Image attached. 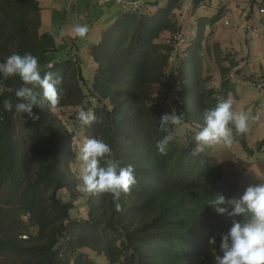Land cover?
I'll return each mask as SVG.
<instances>
[{
    "label": "trees",
    "instance_id": "trees-1",
    "mask_svg": "<svg viewBox=\"0 0 264 264\" xmlns=\"http://www.w3.org/2000/svg\"><path fill=\"white\" fill-rule=\"evenodd\" d=\"M219 9L199 24L186 56L176 59L172 68L169 60L176 41L158 40L165 32L171 37L179 32L175 11L185 12L180 0H167L154 12L122 13L90 49L96 67L83 104L88 109L92 98L98 105L88 138L105 141L120 167L135 169L137 183L129 195H122L120 212L111 194H104L87 196L82 205L86 214H75V201L83 197L77 188L79 176L62 164L71 149V134L47 101L33 107L40 117L36 121L15 107L5 110V100L13 106L20 102L15 91L22 82L18 76L5 79L0 74L1 254L22 256L24 264H214L209 239L216 236L219 252V233L232 219H241L217 214L208 204L217 193L239 196L238 184L223 181L220 162L206 150L191 155L196 146L193 130L203 126L204 110L234 93V64L219 63L218 44L219 85L207 88L208 78L202 75L205 25L218 19ZM39 27L38 0H0V63L12 53H32L42 76L51 70L62 78L59 105L76 103L81 97L67 81L69 62L78 65V81L84 85L88 79L77 58L53 60L51 69L46 66L55 36L40 33ZM68 41L74 44V39ZM170 84L178 87L175 103L166 102L165 92L152 97L155 86L166 89ZM35 91L43 101L42 89ZM172 112L183 114L181 124L188 133L178 137L177 126L170 125L173 140L167 154L160 155L156 143L166 133L159 130V120ZM234 141L252 152L244 135ZM100 255L105 263L95 260Z\"/></svg>",
    "mask_w": 264,
    "mask_h": 264
},
{
    "label": "clouds",
    "instance_id": "clouds-1",
    "mask_svg": "<svg viewBox=\"0 0 264 264\" xmlns=\"http://www.w3.org/2000/svg\"><path fill=\"white\" fill-rule=\"evenodd\" d=\"M144 3L146 2H137L124 10L125 12L141 11L140 5ZM88 32L89 28L86 24L76 25L73 38L83 39ZM46 66L49 69L54 67L47 61ZM0 74L5 79L18 76L22 82L21 87L15 91V96L20 102L13 106L11 101L5 100L3 102L5 110L11 112L15 107L16 112L26 113L27 118L36 121L40 117L33 112L34 106L43 105L44 101L49 102L50 109L59 105L63 92L62 78L56 76L51 70L42 76L38 57L32 53L25 52L23 55L12 53L0 63ZM37 88L42 89L43 101L38 99V93L35 91ZM90 107L80 108L76 114L80 124L87 126L83 137L84 142L82 146H78L76 155L80 161L82 181L77 188L89 196L111 194L115 209L120 212L123 210L119 202L122 195H129L132 187L137 183L135 169L132 165L120 167L118 162L112 159V148L105 141L88 138L87 132L90 126L97 121L95 113L89 111ZM182 118L183 114L178 115L175 112L164 113L160 117L159 130L166 133L156 143V149L160 155L167 154L168 145L173 140L169 126H179ZM249 129V117L243 112L237 113L233 110L232 99L220 101L214 108L204 110L203 126L194 136L196 146L191 155L199 156L206 148L217 145L231 147L235 138L243 136ZM68 131L71 132V130ZM71 143L72 140L67 141L69 147ZM67 153L63 157V165H67ZM256 178L260 182L249 184L241 195L226 197L224 194L217 193L208 203L217 214L241 217V219H232L231 226L219 233V252L215 249L216 236L209 239L214 264H264V177L256 176Z\"/></svg>",
    "mask_w": 264,
    "mask_h": 264
},
{
    "label": "rangeland",
    "instance_id": "rangeland-1",
    "mask_svg": "<svg viewBox=\"0 0 264 264\" xmlns=\"http://www.w3.org/2000/svg\"><path fill=\"white\" fill-rule=\"evenodd\" d=\"M58 1V0H57ZM159 2V3H158ZM54 3V2H51ZM167 3V0H159L156 2H149L144 3L140 5L141 11L143 12H154L157 8L164 7ZM157 8L154 9L155 6ZM219 7V4L216 3V1H213V7L209 9H196V12L194 14H191L189 11L180 12L179 10L175 11V15L178 14V19L180 21L179 23V32L176 33L175 37H171L169 33H163L158 42H165L168 43V40L173 38L176 43L173 45V52L171 55V58L169 60V66L172 68L174 64H176V59H181L182 57L186 56L187 49L190 47V44L193 40V38L196 35L197 28L199 27V24L201 22H205L207 18H211L215 15L217 8ZM207 10V11H206ZM43 11L46 12L48 16L51 15L52 20L55 22L56 26L58 27V17L59 14H56L54 11L50 10L47 4L43 6ZM210 11V12H208ZM220 11V9L218 10ZM218 19L211 25H205L204 29V37L202 39V47H203V60H202V75L205 78H208V81L206 83L207 88H216L220 81L219 71H218V63L216 58V52H215V45H219L220 48V59L219 63L222 65H226L228 63L234 64L235 66L238 65L235 57H233V54L230 51V37H234V33H243V29H245V25H243V22H237L234 21L231 18V23L229 22V25H224L222 19L223 18H230L232 17V14L224 11H221ZM116 21V20H115ZM108 24L109 26L113 24ZM250 25L258 26L264 24V16H261V19L251 21ZM108 26V27H109ZM227 26V27H226ZM107 27V28H108ZM252 26H250L251 28ZM106 28V29H107ZM103 33V32H102ZM102 35V34H101ZM244 35V33H243ZM230 36V37H229ZM263 37V36H260ZM259 37V38H260ZM253 39L257 40V42H261L262 39ZM100 40V39H99ZM98 41V40H97ZM96 41V42H97ZM95 42V43H96ZM235 48L239 49L238 46H236V41L233 43ZM244 44L241 46V50H243ZM87 50H89V47H87ZM48 53V52H47ZM46 53V55H47ZM66 64V63H65ZM96 67V65H95ZM79 68L78 65L75 62H69V69L66 70V77L67 81L70 83L72 92L75 96L81 97V99H76V103L73 104H67V105H58L57 107L52 109V113L58 117V119L61 121V123L65 126V128L68 130H71V132L68 131L69 134H71V140L72 143L70 144V150L67 153L68 159L66 160L67 166L74 170V172L79 176L78 185L82 183L80 179V161L76 158L77 152H78V146H82L84 142V133L86 132L87 126L81 125L80 122L76 118L77 111L80 108L84 109L83 102H86L88 100L87 95L88 91L87 88H89L90 81L92 80V76L94 71H82V74L84 75V78L88 79L86 81V84H82V81H78L77 78V72ZM238 70V69H237ZM235 69L231 70L233 74L237 71ZM243 70L247 71L246 64L243 66ZM80 73V70H79ZM68 86V85H67ZM70 87V86H68ZM167 88L164 89L161 86H155L152 97L156 98L159 97L165 92V100L167 103H171L174 100V103L177 101L176 98V90L177 86L170 84L166 86ZM248 90V93L260 96L264 95V84L263 89H257L253 84L250 82L248 83V87H246ZM73 95V96H74ZM72 96V95H71ZM72 96V97H73ZM71 97V98H72ZM89 103L91 104L90 110L93 112V109L97 107L98 103H95L94 99H89ZM162 100V98H161ZM193 130V129H192ZM199 130H193L194 136L196 132ZM188 133V128L181 124L176 127L175 134L178 137H183L185 134ZM232 148V146H231ZM230 147H225L224 145H217L212 148H206V152H208L209 155L214 156L221 164L222 167V179L226 182H236L238 183V179L242 178H249L251 183H259L260 181L256 178V174H254L256 170V166L258 163L264 162V160L260 157L259 154L256 153V149L252 150L251 153L245 152L246 155H242L240 149H231ZM229 150L230 155L225 154V150ZM233 150V151H232ZM244 152V151H243ZM251 166V167H250ZM250 167L249 170L247 168ZM247 180V179H246ZM242 188L238 185V191L241 195L245 188L249 185V183H246V181L241 182ZM78 192L83 195L82 198L76 200V215H85L86 212L82 208V205L84 204L83 199H86L88 194L79 191ZM95 260L100 263H105V259L103 256H96ZM25 258L22 256L17 255H5L0 253V264H24Z\"/></svg>",
    "mask_w": 264,
    "mask_h": 264
},
{
    "label": "crops",
    "instance_id": "crops-1",
    "mask_svg": "<svg viewBox=\"0 0 264 264\" xmlns=\"http://www.w3.org/2000/svg\"><path fill=\"white\" fill-rule=\"evenodd\" d=\"M260 2L261 0L216 1V3L219 4V7L222 8L219 12L224 11L227 12L228 15L229 13L232 14V17L229 16L230 18H223V23L224 20H228V22L231 23L232 18L234 21L243 22V25L246 24L252 26L251 28L263 29L264 25H250L253 24L250 23L251 21L261 19L262 15L258 12L261 5ZM45 4H47L50 10L59 14L58 27L52 20L51 15L48 16L46 12L43 11V6ZM207 5L206 7L204 6L200 8V10L206 8L210 10L213 7V2L210 6L209 4ZM38 6L40 8L39 32H50L55 36V49L47 53L46 60L48 64L53 63V60L63 61L65 58H77L76 60L79 61L81 72L94 71L95 62L90 56L91 47L97 40L99 41L102 32L109 26L108 24L115 21L125 12V10L117 3H98L95 0H38ZM85 24L89 28L87 36L83 39L80 37L73 38L74 27L76 25ZM243 33L235 32L234 37L229 36L231 39L229 49L233 54V57L238 60V65H234L232 70H238L235 74L231 71V78L234 83V93H228L225 99H232L233 110L237 113L243 112L249 117L250 129L244 134L246 145L251 150L256 149V153L259 154L260 147L264 145V95L256 96L250 94L246 87H248V83L250 82L255 86L254 82L258 79L262 82V87H255L257 89H263L264 39L261 42H257V40L251 39L250 33L245 29H243ZM69 38L74 39V44H72L71 41H68ZM262 38H264V36L259 39ZM235 41L236 46H238L239 49L235 48L233 45ZM243 44L244 47L243 50H241ZM87 47H89V50H87ZM245 64L248 69L247 71L243 70ZM231 149H240L242 155L248 157L236 141L232 144ZM225 151V154L230 155L229 150L226 149ZM250 167H248L247 170H249ZM254 174L259 177H264V162L258 163ZM243 181L252 184L249 178L238 179V185L240 188H242L241 182Z\"/></svg>",
    "mask_w": 264,
    "mask_h": 264
},
{
    "label": "built area",
    "instance_id": "built-area-1",
    "mask_svg": "<svg viewBox=\"0 0 264 264\" xmlns=\"http://www.w3.org/2000/svg\"><path fill=\"white\" fill-rule=\"evenodd\" d=\"M99 3H106V2H114L119 4L123 9H128L131 5H135V3L137 2H154V1H158V0H96ZM213 1H220V0H181V8L184 11H193V9H199L202 8L204 6H206L207 4H211ZM261 5L258 9V12L264 16V0H261ZM224 24L228 25L229 22L228 20H224ZM264 25V24H263ZM245 30L250 33L251 35V39H256L259 38L260 36H264V28L260 29V28H250L249 25L245 26ZM175 37V35L173 36V38ZM254 85L257 88L262 87V82L259 81L258 79L255 80ZM261 158L264 160V145H262L260 147V152H259Z\"/></svg>",
    "mask_w": 264,
    "mask_h": 264
}]
</instances>
